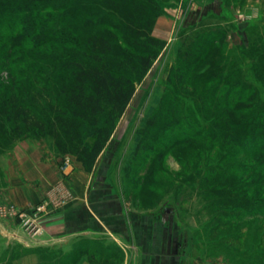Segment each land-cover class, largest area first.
<instances>
[{"label": "rangeland", "instance_id": "1", "mask_svg": "<svg viewBox=\"0 0 264 264\" xmlns=\"http://www.w3.org/2000/svg\"><path fill=\"white\" fill-rule=\"evenodd\" d=\"M78 1L83 36L98 32L114 40L115 52L106 59L128 62L125 71L136 80L133 98L90 171L101 191L90 188L89 202L116 224V191L123 188L127 207L163 218L157 225L161 246L134 244L124 255L92 234L49 238L44 222L75 200L65 170L75 156L61 155L51 137H27L0 153V264H264V148L247 157L240 142H227L241 125L255 127L260 113L264 125V0H140L147 7L142 13L130 0ZM128 11L133 32L121 36L114 29H125ZM152 37L164 47L152 45ZM146 47L157 58L141 74L136 59ZM46 150L61 158V180L47 198L23 202L30 179L21 167ZM104 194L112 200L104 202ZM87 202L85 195L82 207L69 208V218L86 220Z\"/></svg>", "mask_w": 264, "mask_h": 264}, {"label": "trees", "instance_id": "2", "mask_svg": "<svg viewBox=\"0 0 264 264\" xmlns=\"http://www.w3.org/2000/svg\"><path fill=\"white\" fill-rule=\"evenodd\" d=\"M130 1L138 13L147 8L140 0ZM81 6L78 0H0V153L19 139L51 137L61 155H74L90 172L109 143L136 80L125 71L128 62L106 59L115 52L114 40L98 32L83 36ZM127 15L125 33L120 24L114 29L121 36L133 30V13ZM135 34L140 35L139 28ZM149 42L164 47L155 37ZM82 55L90 59L84 62ZM156 58L147 47L139 51L138 71L146 74ZM261 115L255 127L241 125L237 137L227 135L228 143L244 146L247 157L264 148Z\"/></svg>", "mask_w": 264, "mask_h": 264}, {"label": "crops", "instance_id": "3", "mask_svg": "<svg viewBox=\"0 0 264 264\" xmlns=\"http://www.w3.org/2000/svg\"><path fill=\"white\" fill-rule=\"evenodd\" d=\"M160 31L158 32L159 36L160 34H163L162 31L161 33ZM161 37H163V35ZM27 158L29 159L28 163L22 166L21 169L27 170V172L24 171L25 173L22 172V174L23 176H26L28 179H30V185L27 186V189L25 187L23 188V190L26 191L23 195L24 198L22 199L21 197H18L23 202H39L47 198V196L49 195L48 192L50 188L61 180V171L58 165V161H60L61 158L54 157L52 153L47 150L42 151L41 153L36 152V157ZM69 158L71 159V165L67 166L65 170L70 172L68 179L75 188V200H71L70 202L73 203L69 202L67 203V205L71 204L69 205V208L75 206V208L73 207V209L77 210V208L82 207V205L78 204H81L83 202V198L86 195V199L88 201L86 204L88 205V207H86V209L88 208L89 214L87 218L88 220H79L81 218H77V216H71L72 218H69L71 214L69 212H71L72 209H70L69 211L68 206L65 205L66 209H62V211H59L58 213L47 219L46 222H44L45 231L47 232V235H49V238L54 240L62 239L69 235L74 236L75 234H78V236H87L89 234H92L93 236H100L106 238L107 240H109V242L114 243L116 246L119 247V251L122 252L124 255L128 253V249H131V246L134 244L137 245L138 249L145 250H149L150 248H152L154 242L156 243V246H161V241H159L158 238L163 237V234L161 233L160 229L159 233V231L157 230V225L163 224V218L161 220L160 218L153 219L152 217H149L154 220V223H152L151 225L153 226L152 229H146L145 223L149 219L148 216L150 215H148V213L142 207H132L136 210L131 211V206L129 208L126 205V196L124 195V190L122 188L120 191H116V194L119 199L117 203L118 210L117 208L114 209L117 211V214L119 215L120 219L119 222H117L116 224H111V222H109V220H107V218L100 213L98 207L96 208L93 202H89V196L87 194H89L90 188H95L93 190L97 192L101 191V188H96V186L93 185V172H87L84 166L76 159V157ZM19 184L23 185V181L19 182ZM113 189L116 190L117 188L113 187ZM127 195L129 196V199L127 198V200H129L131 203L132 198L130 197H132V195ZM107 197L109 196H103L104 202L111 198ZM93 199L96 200L97 198L94 197ZM110 200H112V198ZM107 207H109V205ZM149 244L151 246H149Z\"/></svg>", "mask_w": 264, "mask_h": 264}]
</instances>
